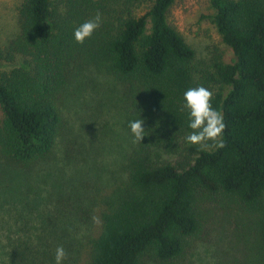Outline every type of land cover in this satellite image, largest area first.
<instances>
[{"label":"trees","instance_id":"16d2710c","mask_svg":"<svg viewBox=\"0 0 264 264\" xmlns=\"http://www.w3.org/2000/svg\"><path fill=\"white\" fill-rule=\"evenodd\" d=\"M174 2L23 1L19 34L8 49L0 44L3 173L55 156L66 126L59 98L84 61L126 87L137 106L128 122L143 119L146 136L135 140L121 177L72 191L34 217L17 211L22 221L0 234V264H55L58 247L63 264H144L147 252L171 262L202 230L201 204L222 193L251 214L264 252V0H210L234 57L209 69L196 65L195 49L168 20ZM98 13L99 27L78 43L74 31ZM18 55L27 65L1 69ZM200 86L223 115V148L187 142L184 92Z\"/></svg>","mask_w":264,"mask_h":264},{"label":"rangeland","instance_id":"374dc122","mask_svg":"<svg viewBox=\"0 0 264 264\" xmlns=\"http://www.w3.org/2000/svg\"><path fill=\"white\" fill-rule=\"evenodd\" d=\"M23 1L0 0V44L4 49L20 32ZM213 13L210 0H175L168 14L170 23L195 49L199 68L209 69L218 58L231 62L234 57L213 23ZM25 65L26 58L18 55L14 61L3 60L1 69ZM79 66L59 98L66 126L55 156L29 171L19 169L9 174L3 173L0 157V234L8 225L22 221L17 211L29 218V213L50 208L72 191L82 193L122 176L123 165L135 146L128 119L137 106L125 97L126 87L103 68L87 61ZM170 159L175 161L178 156ZM201 209L202 230L189 239L183 256L160 262L147 252L143 263L264 264L253 217L237 199L222 193L202 203Z\"/></svg>","mask_w":264,"mask_h":264},{"label":"clouds","instance_id":"9594fccd","mask_svg":"<svg viewBox=\"0 0 264 264\" xmlns=\"http://www.w3.org/2000/svg\"><path fill=\"white\" fill-rule=\"evenodd\" d=\"M100 21L101 16L98 13L95 19L82 23L74 31V39L78 43H83L99 27ZM211 98V91L203 86L190 88L184 92V106L188 110V127L192 130L186 139L190 144L213 141L218 148H223L224 144L219 138L225 128L224 119L223 115L212 107ZM143 125V119H132L128 122L130 132L136 141L141 142L146 136ZM64 257V248L58 247L55 264H63Z\"/></svg>","mask_w":264,"mask_h":264}]
</instances>
